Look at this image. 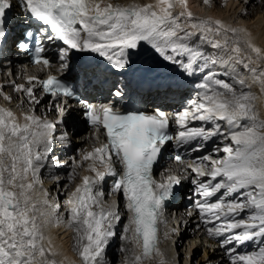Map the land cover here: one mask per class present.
<instances>
[{
  "label": "snow or ice",
  "instance_id": "6c2138e0",
  "mask_svg": "<svg viewBox=\"0 0 264 264\" xmlns=\"http://www.w3.org/2000/svg\"><path fill=\"white\" fill-rule=\"evenodd\" d=\"M202 2L210 4L211 0ZM14 7L21 8L22 18L13 16ZM241 15H247L246 7ZM17 28L21 30L16 47L48 74L43 79L29 76L27 86L12 82L13 90L27 97L20 100V105H30L21 113L23 123L11 109L0 106V264H64L56 259L59 253L45 231L61 224L76 233L81 264H106L105 250L121 221L119 205L113 202L106 206L103 191L96 190L106 176L114 178L111 194L122 196L125 202L128 223L122 238L139 249L133 252L131 264H144L155 257H159V264H168L159 247L160 225L167 224L165 202L189 176L199 220L207 236L225 250L230 264H264V120L255 110L256 97L243 90L258 83L264 92V48L253 42L247 28L197 17L189 10L188 0L126 5L112 0H0V48ZM196 39L217 50L216 56L205 57L191 46ZM45 41L56 46L61 72L69 70L73 51L94 53L111 69L123 72L142 45L150 46L182 74L192 76L197 68L204 72L202 82L196 85V99L172 117L160 107L146 114L121 111L111 103L82 102L83 114L97 140L102 133L106 142L83 153L80 163L73 158L77 167L90 161L87 170L95 176H83L82 183L68 195L66 220L56 198L43 187L40 172L53 153L54 141H67V132L57 137V129L71 114L68 100L76 90L51 73L53 61L46 55ZM81 59L86 62L76 74L87 87L96 77L97 67L87 62L88 58ZM237 64L251 74V84L235 67L231 83L214 70L217 65ZM154 71L151 67L143 69L146 76ZM8 74L11 76V71ZM153 79L159 81L157 88L164 89L165 94L173 87L163 76ZM37 88L52 98L56 119L36 115V106L42 100ZM112 95L122 97L124 92L116 87ZM3 99L10 103L12 97L4 94ZM195 122L201 126H192ZM173 123L174 135L169 133ZM217 139L215 154L191 160L178 154L174 157L175 169H167L160 180L154 178V167L170 142L199 153L209 141ZM52 162L55 165L59 160L53 157ZM177 231L173 228L165 232L164 238ZM249 242H258L257 250L237 252L239 246ZM204 264H211L210 259Z\"/></svg>",
  "mask_w": 264,
  "mask_h": 264
},
{
  "label": "bare ground",
  "instance_id": "6f19581e",
  "mask_svg": "<svg viewBox=\"0 0 264 264\" xmlns=\"http://www.w3.org/2000/svg\"><path fill=\"white\" fill-rule=\"evenodd\" d=\"M214 5L205 4L202 0H188V8L193 14L200 18H211L223 20L225 24L232 27H245L251 33L253 42L264 48V11L261 10L262 5L264 4L263 0H249L248 4L244 3V0H212ZM113 3L119 4H130V3H153L154 0H112ZM255 2L257 5L255 6ZM247 8V15H241V11L244 8ZM179 11V8L177 9ZM195 48H201L205 50L208 56H216L217 50L211 48L210 45L205 44L204 42L196 39L192 45ZM75 53H78L75 51ZM207 57V56H206ZM226 59V57H225ZM133 63L130 65L131 68L133 65L144 66L146 67H155L156 69L159 66H164L163 69H158L166 71V68L171 67V70L179 71L182 74L181 70L175 66L163 62L162 58L158 54L154 53V50L150 49L148 45H142L138 51V54L131 56ZM144 67V68H146ZM232 67H235L236 72L240 76L248 80V83L251 84V74L243 68L242 65H232L230 67H225L223 65H217L214 70L218 73H221L220 78L232 82ZM30 71L23 73L16 69H12V77H6L0 73V106L9 108L20 117V122L23 123V117L21 113L27 111L30 107L29 104L24 103L20 105V100L23 98L25 101L27 97H23L21 93H17L13 90L12 82L16 84H25L27 86V78L29 76H34L36 72V67H30ZM99 68L97 67V70ZM169 72V71H166ZM229 73L224 75V73ZM163 73V72H161ZM184 76V75H183ZM237 90L240 91V86L237 85ZM245 92L250 91L253 96L256 97L254 100L255 110L259 114L260 119L264 120V92H262L260 85L253 84L249 89L245 87L243 89ZM38 88L36 94L38 95ZM7 94L12 97L11 102L3 99V95ZM46 101L42 100L41 104L36 106V115L41 116L44 114L46 119L54 120L57 118L56 112L53 110L46 111ZM76 109H72L70 116L66 118V122H71L73 125L76 121ZM71 125H63V127L58 126L57 137L60 133L67 132L68 138L65 144H61L57 139L53 144V153L49 156L48 160L45 162V166L41 169L40 179L43 182V187L48 190L51 197L56 198V202L60 204L59 212L61 216L66 220L67 219V209L68 204L66 203L68 195L75 191L77 185L82 183V177L85 175L95 176V173L88 171V164L90 161H83V166H74L73 162L70 167L68 163L70 158L81 162V157L83 153L91 151L94 148V137H84V134H80L78 131H72ZM71 126V127H70ZM195 126V123L192 125ZM84 137V138H83ZM222 146V145H221ZM223 156V154H221ZM56 157L59 160L58 164L53 165L52 158ZM68 160V161H67ZM99 168V165H97ZM100 171H103L102 168H99ZM187 182L183 179L182 187L185 188L192 187L191 184L192 177L189 176L186 178ZM98 191H103L104 193V203L107 206L112 204L114 201L110 199L108 190V185L106 182H100L97 186ZM183 190V191H184ZM192 191V190H191ZM181 192L182 199L187 198ZM119 205V212L121 215V221L116 226V229L123 232L124 226L128 223V214L125 207L122 204ZM176 216L173 219H169L167 222V230L169 232L171 229L176 228L178 231L174 234H171L168 239H165L163 242L164 252L166 254L168 264H192L193 255L195 252L200 251V257L194 258V264H204L206 260L211 261V264H230L229 256L225 253V250L219 247L217 241L212 238H209L206 234L203 224L200 222L196 210H192V215L188 213H183L184 209L181 205H176ZM188 212V211H187ZM186 214V215H185ZM46 235L50 236L56 251L59 255L56 257L57 260L63 261L64 264H81L80 257L78 256L76 250V233L73 229L67 227L66 224H61L60 226H51L47 228ZM116 233V236L113 237L108 247L105 250V258L112 256L117 264H131L133 252H139L138 248L134 243L126 241L122 237L125 235L124 232ZM131 235L130 233L128 234ZM112 242V243H111ZM116 243V250L120 253L117 255L113 252L112 246ZM183 247L181 248L179 247ZM121 248H126L128 251L122 252ZM225 253V255H224ZM224 256L226 258L224 259ZM155 258H148L144 261V264H156ZM107 258L105 259V261ZM111 260V259H110ZM113 260V261H114ZM107 263V262H106ZM110 264V263H109ZM113 264V263H112Z\"/></svg>",
  "mask_w": 264,
  "mask_h": 264
},
{
  "label": "rangeland",
  "instance_id": "374dc122",
  "mask_svg": "<svg viewBox=\"0 0 264 264\" xmlns=\"http://www.w3.org/2000/svg\"><path fill=\"white\" fill-rule=\"evenodd\" d=\"M263 1H264V0H263ZM210 5H214V2H213L212 0H211V2H210ZM256 5H257V2H255V6H256ZM261 10L264 11V4L262 5ZM197 49H198L199 51H201L202 53H204L205 57H206V56L209 57V56L206 54L205 50H203V49H201V48H200V49L197 48ZM212 57H213V56H212ZM146 66H148V65H144V66H142V67H146ZM197 69H199V68H197ZM221 79H222V78H221ZM67 161H68V160H67ZM72 162H73V160L70 158V162L67 164L68 167H70V166L72 165ZM115 231H116V233H117V232H120V233H121V231L118 230V229H115ZM122 233H123V232H122ZM122 233H121L120 235H123ZM115 236H116V235H115ZM115 236H114V237H115ZM111 243H112V242H111ZM116 246H117L116 243L113 244L112 249H113V252H115L117 255H119L120 253L116 250ZM179 248H181V250H183V249H182V248H183L182 246L179 247ZM224 255H225V253H224ZM224 255H223V257H224V259H225L226 256H224ZM192 257H193V260H191V262H192V264H194V262H195V261H194V260H195L194 258L200 257V251L195 252L194 255H193ZM106 258H107V260H106L107 263H106V264H109V263H110V264H112V263H113V264H117V263H118L117 261L114 260V258H112V256L110 257V256L107 255ZM106 258H105V259H106ZM110 259H111V260H110ZM113 260H114V261H113Z\"/></svg>",
  "mask_w": 264,
  "mask_h": 264
}]
</instances>
